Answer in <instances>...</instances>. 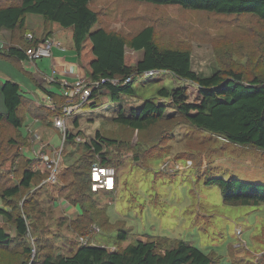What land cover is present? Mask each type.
<instances>
[{
	"label": "trees",
	"instance_id": "trees-1",
	"mask_svg": "<svg viewBox=\"0 0 264 264\" xmlns=\"http://www.w3.org/2000/svg\"><path fill=\"white\" fill-rule=\"evenodd\" d=\"M94 1L96 0H0V30H21L26 16L37 14L43 16L47 22H56L62 27L72 28L75 49L79 55L83 51L85 41L89 38L95 56L90 64L92 80L103 78L124 80L131 77L130 82L118 86L110 82L103 84L100 89L94 90L92 98H97L104 91L103 94L110 93L114 101H119L125 94L134 95L133 82L149 71L168 72L176 78L197 85L200 98L196 102L189 100L185 87L171 91L161 88L158 90L159 99L145 100L139 109H132L130 115L125 113L123 106L114 117L115 122L121 124L127 131H138L142 134L153 130L159 124L170 123V127L161 133L164 135L163 138L158 139L156 144L139 146L142 148L138 162L140 165L150 168L152 163L166 161L176 140L174 129L180 124L191 126L196 133L189 139V144L186 146L192 152L179 153V156L174 159L177 162L191 161V166L199 169L203 165L202 151L205 145L209 146L204 152L209 159L214 155L223 157L227 154L242 158L251 154L253 150L261 153L264 161V154L260 151H264V72L247 78V73L245 74L240 65L226 67L222 64V68L211 76H201L193 69L191 50L187 47L161 45L157 41V29L153 24L140 28L132 35L109 30L104 26H97L98 28L92 31L93 27L101 22L99 11L92 7ZM132 1L162 10H168L162 6H178L185 11L230 16L253 15L264 22V0ZM27 36L28 34L25 35L26 39ZM40 42L41 40L33 37L32 40L26 41L22 48L11 47L9 54L20 59L25 58L26 51L36 47ZM128 52H143V54L135 65H128L126 61ZM249 58L243 63L246 67L249 64ZM20 89L19 84L7 81L2 90L6 112H0V123L4 122L8 125L11 140H14L13 143L19 151V156L25 161L26 168L18 184L9 185L0 192L4 204L15 202L12 210L4 205L0 206V215L14 222L17 232V235L13 236L0 225V264H29L32 258L33 247L26 236L27 219L32 221L28 207H32L33 202L31 198L25 199L20 206L17 198L22 189H29L38 183H40L39 187L59 186L58 183H44L48 178L44 166L36 157L25 154L24 149L29 147L31 142L21 131L25 105ZM160 98L170 99V102H160ZM64 103V97L56 101L55 110L50 111L51 115L55 117L61 114ZM169 108H173L174 113H168ZM178 118L184 121L173 123ZM199 132L208 133L216 142L210 146L200 141V147H196L194 143L197 141ZM78 137L80 135L69 129L66 144L71 146L73 143H78ZM83 144L87 148L86 153L65 169V173H63V167L59 169V180L67 178L68 175H71L72 179L66 184V188L59 190L61 195H66L58 197L67 201L69 205L81 208L82 212L78 213L72 222L81 230V236L89 237L91 242L93 241L91 233L102 232L109 235L110 231L116 227V248L109 250L103 243L82 245L78 241L71 248L73 252L69 255L51 252L41 255V244L36 239V257L33 264H218L219 261L214 255L207 254L192 243L181 239L151 236L146 240L127 244L130 229L121 222L113 225L107 213V203L102 201L105 205L102 207L95 200L96 196H102L103 199L111 196L118 189L120 175L118 167L113 164L116 157H113V154L116 152L114 148L119 150L126 146L125 141L120 140L119 136H105L97 131L93 139L86 140ZM44 152L52 153L47 148ZM63 152L66 153V148ZM120 160L116 161L117 166L122 162ZM96 163L116 169L115 190H92L91 172ZM184 168L189 167L184 166ZM200 175L205 177L206 184L217 185L220 188L225 205L234 207L264 205L263 183L216 177L214 171ZM16 207L17 213L14 211ZM32 210L34 206L30 209ZM23 237L27 238L24 243L20 241ZM259 237L264 243V229ZM16 245H22V253L17 252ZM237 249L238 247L232 246L229 249L232 264H241ZM257 264H264V254Z\"/></svg>",
	"mask_w": 264,
	"mask_h": 264
},
{
	"label": "rangeland",
	"instance_id": "rangeland-1",
	"mask_svg": "<svg viewBox=\"0 0 264 264\" xmlns=\"http://www.w3.org/2000/svg\"><path fill=\"white\" fill-rule=\"evenodd\" d=\"M92 7L99 11L101 20L92 31L97 26H104L109 30L132 35L140 28L153 24L157 29V41L161 45L187 47L191 50L193 69L201 76H211L222 68V64L226 67L240 65L245 74L247 73V78L264 72V22L253 15L230 16L185 11L178 6H162L168 9L162 10L132 0H96ZM36 17L41 16L28 15V24L31 26L32 22V28L39 33L41 25ZM54 25L63 31L67 41L73 43L71 28L56 23ZM142 54L143 52H128L127 64L135 65ZM90 58L94 60L95 56L92 42L88 38L80 58L88 80L92 79L88 63ZM248 58L249 64L246 67L243 63ZM180 87L187 89L191 102L200 98L197 85L164 71H158L152 76L146 73L141 75L133 82L134 95L125 94L119 101H114L110 93L103 94L105 91L97 98H91L67 118L69 129L80 135L82 142L78 140V143L71 146L68 143L63 146V151L66 148V153L63 152L62 155L63 173L86 153L87 148L83 143L93 139L97 131L105 136H119L126 144L119 150L114 148L116 152L113 154V157L116 156L113 164L118 167L120 175L119 187L113 195L104 199L96 196L95 200L102 207H105L102 201L107 203V213L113 225L121 222L130 229L127 244L136 243L143 236L177 238L214 255L219 261L218 264H232L229 256L232 246L238 247L237 255L241 264H257L264 254V243L259 237L264 229V205H225L220 188L206 184L205 177L200 174L214 171L216 177L264 184L262 154L250 149L251 154L242 158L232 154L222 157L212 153L214 156L209 159L204 153L209 146L205 145L202 151L203 165L199 169L191 166L171 172L162 168L165 161L152 163L147 168L138 163L142 152L139 146L156 144L158 139L163 138L161 133L170 127V123L159 124L153 130L142 134L138 131H127L114 120L123 106L125 113L130 115L132 109H139L145 100L159 99V89L166 88L171 91ZM164 101L168 103L170 99L160 98V102ZM94 104L96 105L93 106ZM174 111L173 108L168 109V113ZM182 121L184 120L178 118L173 123ZM52 130L53 145L61 148L63 135L57 129ZM195 133L196 130L187 124L177 125L174 129L175 143L170 156L165 160L170 159L173 165L179 153L192 152L186 146ZM10 135L8 125L1 122L0 192L9 185L18 184L26 168L25 161L19 156ZM196 138V147H200V141L210 146L216 142L208 133L199 132ZM260 151L264 154V151ZM117 160L123 163L117 166ZM179 163L187 165L185 161ZM71 179V175H68L67 178L59 180L58 187H39L40 183L35 184L29 189H22L17 198L20 206L25 199H32L31 206H34V210L30 211L32 207H28L32 221L29 218L27 221L31 226L32 236L40 241L41 255L47 252L69 255L73 252L71 248L74 244L80 242L81 230L72 222L75 216L68 213L67 208L70 209V206H64L62 199H59L66 195H61L59 190L66 188ZM3 205L12 210L15 202L4 204L0 197V206ZM14 211L17 213L18 208ZM0 225L13 236L17 235L14 222L1 215ZM116 230V227L113 228L109 235L102 232L91 233L92 243H103L109 250H115ZM21 240L24 243L27 238L23 237ZM16 250L22 253V245H16Z\"/></svg>",
	"mask_w": 264,
	"mask_h": 264
},
{
	"label": "crops",
	"instance_id": "crops-1",
	"mask_svg": "<svg viewBox=\"0 0 264 264\" xmlns=\"http://www.w3.org/2000/svg\"><path fill=\"white\" fill-rule=\"evenodd\" d=\"M36 18L41 25L39 33L32 28L34 27L32 22L29 26L28 15L21 30H0V112H6L2 92L4 83L13 81L19 84L25 105L21 131L31 142V145L24 151L26 155L33 158L36 157L35 153L41 149L44 151L47 148L52 153L57 149L53 145L52 133V129H57L54 124L55 117L50 111L53 112L55 108L52 109V107H55V102L63 98V82H73L78 76L87 78L86 70L80 60L81 55L77 53L74 41L73 43L67 41L63 36V31L54 25L56 22H47L43 16ZM26 34H32L35 39L41 41L46 38L52 39L55 43L52 56L37 59L35 62L27 56L21 59L11 56L9 49L11 47L22 48L23 44L28 41ZM91 62L90 58L89 67ZM68 206L70 209L67 208V211L70 215L76 216L82 212L79 206V210L78 207ZM148 237L151 236H143L141 239L146 240ZM95 244L98 245V243Z\"/></svg>",
	"mask_w": 264,
	"mask_h": 264
},
{
	"label": "built area",
	"instance_id": "built-area-1",
	"mask_svg": "<svg viewBox=\"0 0 264 264\" xmlns=\"http://www.w3.org/2000/svg\"><path fill=\"white\" fill-rule=\"evenodd\" d=\"M32 34H28L27 39H33ZM54 41L50 38H46L41 41L36 47L30 48L26 51V56L35 62L37 59L43 57H51L52 49L54 46ZM158 71H149L146 73L148 76L154 75ZM131 81V77L122 79H108L103 78L101 80H88L86 77H77L73 82L64 81L63 82V97L65 98V103L62 108V113L55 116L54 124L55 127L61 132L63 135V143L61 148H57L54 150L52 154L46 153L41 149L35 153L37 159H39L40 164H42L45 168V171L48 173V178L44 181V183L56 184L59 182V169L63 160V146L67 142L69 127L67 118L70 114H72L75 110L84 106L93 95L94 90L100 89L101 86L107 82H110L114 86H118L122 83H128ZM55 107L53 106L52 109ZM77 140L81 141L82 138L78 137ZM170 159H167L162 168L164 170H169L171 172H175L176 170H181L184 168L183 164L179 162H174L171 165ZM192 162H187V167H191ZM92 190L98 191L100 189H104L106 191L115 190L116 186V169L112 166L104 167L99 163H96L92 167ZM62 204L64 206H68L69 203L65 200H62ZM240 232V231H239ZM28 240L32 244V258L29 264H33L36 257V239L32 236L31 226L27 221V236ZM80 243L82 245L94 244L90 241L89 237L81 236Z\"/></svg>",
	"mask_w": 264,
	"mask_h": 264
}]
</instances>
